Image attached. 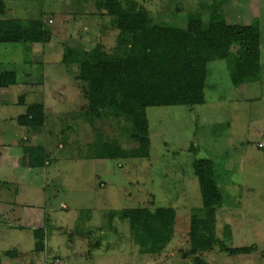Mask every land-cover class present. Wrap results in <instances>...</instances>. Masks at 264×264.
<instances>
[{"label": "rangeland", "instance_id": "rangeland-1", "mask_svg": "<svg viewBox=\"0 0 264 264\" xmlns=\"http://www.w3.org/2000/svg\"><path fill=\"white\" fill-rule=\"evenodd\" d=\"M100 1L0 0V20L42 19L52 35L46 44H0V73L16 71L19 80L0 88V213L10 211L0 218L2 263L52 264L61 257L63 264H192L183 253L190 248L192 211L203 206L193 162L211 159L224 201L217 237L230 227L231 248L257 250L231 257L216 248L203 257L210 264H264V148H258L264 144V0H136L156 21L180 24L197 12L211 27L210 38L162 40L150 52L206 57V103L148 108L149 158L113 160L86 157L98 132L81 118L88 101L77 80L80 60H98L90 55L98 43L108 52L115 46L116 24L98 10ZM255 19L261 55L237 59L238 30ZM23 94L26 105L19 104ZM36 102L45 104V127L20 126L18 116ZM97 127L102 141L135 146L115 120ZM37 144L46 147L51 164L19 166L22 147ZM26 205L42 206L46 218L13 223L14 210ZM139 207L177 211L174 239L160 255L141 254L128 221L108 215ZM36 227L44 228L43 253L33 252L38 240L30 228ZM14 249L25 256L3 255Z\"/></svg>", "mask_w": 264, "mask_h": 264}, {"label": "trees", "instance_id": "trees-1", "mask_svg": "<svg viewBox=\"0 0 264 264\" xmlns=\"http://www.w3.org/2000/svg\"><path fill=\"white\" fill-rule=\"evenodd\" d=\"M99 11L114 21L118 31L112 52L98 43L91 54H98V60H80L77 80L85 84L84 93L88 108L81 118L88 123L98 137L90 143L87 159H133L149 158L151 149L148 108L187 106L196 107L206 103V81L209 60L206 57H157L153 45L160 41L190 42L195 38H210L211 27L203 20L201 13L191 12L177 23L156 21L136 0H102L97 3ZM3 10V6H1ZM3 12V11H2ZM51 33L42 19L0 20V44H46ZM237 59L256 58L262 52L261 28L255 19L238 30ZM19 84L16 71L0 73V88L7 89ZM20 105H26L25 95L19 98ZM115 120L135 146L122 148L115 140L102 141L97 127L98 121ZM24 127L42 128L46 124V107L43 102L27 106L26 112L18 117ZM108 139V138H107ZM259 149L264 148V144ZM192 148H195L193 145ZM191 148V149H192ZM19 165L24 168H44L50 163L47 149L43 145L25 146ZM91 153H95L93 156ZM198 179L203 206L192 211L189 249L184 258H191L192 264H210L203 254L219 248L231 257L249 255L257 247L231 248L230 227H224L223 238L216 235V215L223 204V192L219 185L215 164L211 159L193 162ZM109 218L128 221L133 239L145 255H160L175 236L177 211L171 207H139L111 211ZM38 242L33 252L43 253L46 245L44 228L33 230ZM22 254L17 249L3 255L16 257ZM25 256V254H23ZM35 260V259H34ZM33 260V261H34ZM52 264H63L61 257H55Z\"/></svg>", "mask_w": 264, "mask_h": 264}, {"label": "crops", "instance_id": "crops-1", "mask_svg": "<svg viewBox=\"0 0 264 264\" xmlns=\"http://www.w3.org/2000/svg\"><path fill=\"white\" fill-rule=\"evenodd\" d=\"M19 117V116H18ZM21 126V125H20ZM22 127H24V126H22ZM45 127V126H44ZM27 128V127H26ZM28 128H31V127H28ZM42 143H43V141H41ZM37 145H41V144H37ZM36 145V146H37ZM46 145V144H45ZM25 146H33V145H24L23 147H25ZM44 146V145H43ZM23 147H22V149H23ZM17 149V148H16ZM21 150V149H20ZM23 153V152H22ZM2 155V154H1ZM22 156H19L18 158H17V162H18V165H19V159L21 158ZM20 166V165H19ZM22 167V166H21ZM22 168H24V167H22ZM27 169H31V168H27ZM2 198H0V200H1ZM41 208V209H38V208ZM34 206V205H31V206H24V207H22V209L21 210H19L18 212L16 211V210H14V212L12 213L13 214V216H10L11 217V219L13 220V223H14V221L16 220V221H19L20 223H24V224H26V222H27V220H30V222H31V224H33V225H36V224H39L40 223V219L42 218H46V214H45V212L43 211V207L42 206ZM2 210H3V213H0V218L1 217H4V216H7V217H9L8 215L9 214H6V213H10V211L8 212L7 210L5 211L3 208H2ZM16 216H17V218H16ZM41 219V220H42ZM26 220V221H25ZM19 228H21V229H26V228H29V227H24V226H18ZM37 228H41V227H36V228H30V229H32V230H35V229H37ZM21 252V251H20ZM22 254H23V252H21ZM2 257H0V264H3L2 263Z\"/></svg>", "mask_w": 264, "mask_h": 264}, {"label": "built area", "instance_id": "built-area-1", "mask_svg": "<svg viewBox=\"0 0 264 264\" xmlns=\"http://www.w3.org/2000/svg\"><path fill=\"white\" fill-rule=\"evenodd\" d=\"M263 145V144H262ZM261 144H260V146H262Z\"/></svg>", "mask_w": 264, "mask_h": 264}]
</instances>
